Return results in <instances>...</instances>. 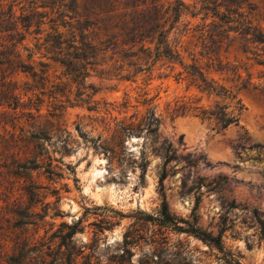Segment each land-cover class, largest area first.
<instances>
[{
  "label": "rangeland",
  "instance_id": "374dc122",
  "mask_svg": "<svg viewBox=\"0 0 264 264\" xmlns=\"http://www.w3.org/2000/svg\"><path fill=\"white\" fill-rule=\"evenodd\" d=\"M183 1L188 8L181 22L194 26L218 20L211 12L203 19L204 11L192 17L191 11L201 4L193 7L197 0ZM1 3L5 13L12 8L13 16L0 33V50L11 52L14 23L20 26L18 17L29 14L32 3ZM37 9L46 12L40 18L41 31L32 25L16 47L23 59L31 54L28 62L33 67L0 65V102L7 96L1 86L6 75L13 95L26 107L29 100L35 101L45 115L40 126L52 135L44 148L57 175L45 171L44 156L31 180L47 187L45 201H56L59 214L52 216L49 210L36 225H20L13 210L28 204L22 187L29 179L13 171L14 160L23 156L17 138L25 131L21 133L20 126L29 129L30 122L21 114L29 109L15 113L0 105V264H10L8 256L22 240H46L60 223L79 218L72 243L83 255L90 254V264H264V101L238 92L242 107L237 108L226 95L200 91L185 73L178 74L183 67L176 61L151 58L143 70L134 72L139 63L129 65L130 59L110 49L105 54L86 49L87 56L78 61L85 74L76 77L49 58L44 42L51 31L49 19L61 22V7ZM66 28L59 30L67 32ZM104 33H91L88 41L96 45V36L105 39ZM181 40L182 47L194 49L195 58L206 62L195 37ZM224 49L223 45L217 54L223 62L245 60L234 47ZM181 55L184 63L191 62L187 51L182 49ZM207 76L231 85L220 74L209 71ZM215 106L238 122L220 130L213 117L197 116L200 109ZM15 115L20 118L13 120ZM129 124L132 131L123 129ZM163 199L179 227L161 225ZM33 209L40 212L41 205ZM191 226L219 235L220 245L185 231ZM52 240L56 245L59 238ZM85 259L78 256V264Z\"/></svg>",
  "mask_w": 264,
  "mask_h": 264
},
{
  "label": "trees",
  "instance_id": "16d2710c",
  "mask_svg": "<svg viewBox=\"0 0 264 264\" xmlns=\"http://www.w3.org/2000/svg\"><path fill=\"white\" fill-rule=\"evenodd\" d=\"M30 1L32 3L29 8L30 13L18 17L21 18L20 26H17V21H13L15 40L11 43V52L7 51L8 48L0 50L1 66L7 65L22 70L32 69L33 66L28 62L31 54H27L26 59H23L22 53L16 47L25 39L26 32L32 25L36 26L35 30L41 31L40 25L43 22L40 18L46 12L38 11L37 8L54 9L58 5L61 7L59 12L61 22H56L54 18L49 19L51 31L47 33L44 42L52 54L49 58L65 66L76 77L85 74L84 66L78 61L87 56L86 49L93 47L100 54H105L110 49L112 54H119L121 59H130L129 65L139 63L134 72L143 70L142 66L149 63L151 58L176 61L183 67V71L178 74L185 73L200 91L213 93L216 96L226 95L235 100L237 108L242 107L240 99L236 96L238 92L251 93L264 101V0H197L193 7L197 3L201 5L198 11H191L192 17L204 11L203 19L211 12L218 20L202 22L194 26L190 21H180L182 11L188 8L183 0L172 2L83 0L82 3L79 0H41L42 4L38 5H36L38 0ZM11 9L10 7L8 13H5L0 0V33L6 31V25L12 22ZM35 16L39 19L34 21ZM65 17L68 19L65 20ZM61 26L67 27V32L59 30ZM89 28L92 30L89 31ZM101 30L106 31L104 35L108 36L105 39L96 36L97 44L91 45L88 41L89 34L98 35ZM77 36H79L78 40ZM184 36L195 37V47L199 43L201 46L199 54L206 58V62L202 64L195 58L194 49L189 51V46L182 47L181 39ZM223 45L225 51L231 47L240 51L245 55V60L237 58L233 61L220 60L217 54ZM182 49L188 52L190 63L183 62ZM41 65H45V62H41ZM209 71L220 74L231 85L227 87L213 78H208ZM6 77V75L2 76L1 86L5 87L4 93L7 96H4L0 105L12 109L15 113L18 108L29 109L21 116H25V119L30 121L29 129L25 130L20 126L21 133L25 131V134L23 132L17 138L24 147L23 156L14 160L16 169L13 171L17 176L24 177L25 180L29 179V183L22 187L27 195L28 204L13 212L19 217L21 226L36 225L45 218L49 210L52 216L59 214L55 207L56 201L52 203L45 201L48 192L43 189L47 187L31 180V172L43 166L38 160L42 161L44 156H46L45 171L50 176L57 175L52 168L51 158L44 148V142L50 140L52 134L50 129L40 126L39 120L45 115L40 112L39 104L29 100L26 107L27 104L22 103L20 97H15L11 92V82L6 81ZM197 116L202 119L213 117L220 130L238 122L235 116L224 112L222 106H215L210 110L200 109ZM18 118L20 117L15 115L13 120ZM123 129L132 131L133 125L129 124ZM163 177L164 175L161 179ZM38 203L41 205L40 212L33 209ZM146 216L151 217L149 214ZM158 218L161 225L172 223L179 227L177 221H174L176 217L170 214L165 199ZM80 222L81 218L72 224L60 223V229L53 232L46 240L35 241L32 244L27 239L22 240L15 246L14 253L8 256V262L10 264H78V256H81L86 258L81 264H90V254L83 255V249L76 248L72 243V236L78 230ZM185 231L220 245L219 235L211 236L194 226ZM56 237L59 241L53 245L52 238Z\"/></svg>",
  "mask_w": 264,
  "mask_h": 264
}]
</instances>
